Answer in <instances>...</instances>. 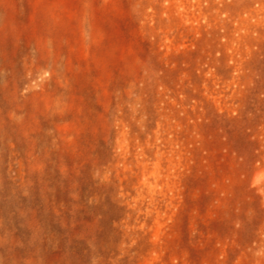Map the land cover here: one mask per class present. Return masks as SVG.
Listing matches in <instances>:
<instances>
[{"label": "rangeland", "instance_id": "rangeland-1", "mask_svg": "<svg viewBox=\"0 0 264 264\" xmlns=\"http://www.w3.org/2000/svg\"><path fill=\"white\" fill-rule=\"evenodd\" d=\"M0 264H264V0H0Z\"/></svg>", "mask_w": 264, "mask_h": 264}]
</instances>
